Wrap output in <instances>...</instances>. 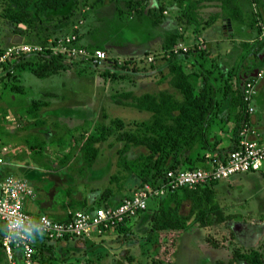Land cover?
Listing matches in <instances>:
<instances>
[{
	"label": "rangeland",
	"instance_id": "rangeland-1",
	"mask_svg": "<svg viewBox=\"0 0 264 264\" xmlns=\"http://www.w3.org/2000/svg\"><path fill=\"white\" fill-rule=\"evenodd\" d=\"M72 1L54 12H68ZM163 1L162 19L156 25L151 23L149 16L137 18L134 9L126 4L127 0H77L72 6L73 14L66 23L62 22L63 30L70 32L77 28L84 37V42L92 45L97 44V41L104 43L105 46H100L106 50L107 58L117 59L111 68L116 73L111 71L103 75V69L75 61L60 71V74L49 76H38L27 67L11 68L5 74L8 68H2L1 74L6 78L3 77L0 81V117L3 112H8L6 117L10 120L1 118L0 130L3 129L5 133L0 135L9 144V155L14 154L5 164L8 170L6 173L27 176L30 183L38 185V191L45 198L51 196L52 190L59 189L60 200L56 201L58 205L71 198H84L86 206L93 209L105 206L111 200L117 202L123 198L125 195L122 196L118 185H123L125 191H128L134 183V176H127L118 163V149L125 142L118 136L134 129L137 122L150 119L151 111L131 106L128 104L131 96L121 94L126 91L133 94L157 93L165 89L179 95L178 90L169 83V66L165 57L168 52L164 51L166 37L172 32L176 33V38L171 47L183 42L188 46L187 54L191 58L210 68V89L215 91L217 101L223 100L220 108L216 103L211 114L210 141H215L216 146L220 149L223 147L224 151L232 145L230 135L234 121L228 109L229 95L224 98L223 87L230 75L231 81L234 80L232 66L244 51L242 42L258 38L256 28L262 19L255 1L239 0L244 9L243 23L220 11L216 22L203 28L201 32V22L190 24L182 16L185 0ZM158 5L159 0H148V6ZM219 10L218 3L208 1L203 2L199 12L205 17ZM200 15L199 18H203ZM222 18H226L224 23L220 22ZM13 28L11 22L2 15L0 2V48L12 42ZM229 28L234 29L229 32ZM224 36L227 41H223ZM207 40L212 42V46L207 45ZM148 56H152V60H148ZM125 63L127 66L123 67ZM183 63L189 70L194 69L190 79L196 88L200 87L202 77L197 73L198 69L189 61ZM89 69L93 70L92 73ZM11 80L20 84L21 89L16 90L13 87L15 83ZM260 82L261 79L257 82L259 87L262 84ZM46 90H53L58 94L47 97L44 93ZM260 94L264 98V86ZM33 98L49 101L48 105L42 106L38 111L39 117L46 118V122L26 128L25 118H20L17 113ZM116 119H120L121 124H117ZM99 122L112 125L113 132L98 143L93 163L89 165L83 153L79 152L75 157L70 156V161L61 164L63 156L65 160L69 159L62 154L68 150L67 147L62 152L59 150L61 144H68L69 136L66 131L77 133L92 129ZM57 141L61 143H56ZM35 142L42 147L39 154L31 149ZM142 149L144 148L141 146H131L126 151L127 157L133 158ZM185 164L188 165V162ZM48 166L51 169H47ZM114 174L118 176L117 180H111ZM107 186L113 193L102 198V191ZM214 186L216 199L227 214V219L207 227H197L194 223L189 225L188 231L177 239L176 249L170 255L172 261L162 264H210L218 257L226 259L236 248H254L264 255L263 173H235L219 179ZM69 188L70 194H67ZM149 202L151 205V200ZM187 203L186 201L182 206L184 211ZM150 213L149 209L143 214L142 211L135 214L127 232L111 228L85 240L71 238L55 242L53 261H65L68 264H115L116 261H123V264H155L154 256L159 250L163 235L149 233ZM49 253L45 252L47 255ZM129 255L132 256L131 259L128 258ZM63 256H66L65 260L60 259ZM5 261L1 248L0 264H6Z\"/></svg>",
	"mask_w": 264,
	"mask_h": 264
},
{
	"label": "trees",
	"instance_id": "trees-1",
	"mask_svg": "<svg viewBox=\"0 0 264 264\" xmlns=\"http://www.w3.org/2000/svg\"><path fill=\"white\" fill-rule=\"evenodd\" d=\"M69 1L0 0L2 2V15L14 26L12 31L16 40L13 41H18L22 38L24 41L42 44L46 43L50 37L56 39L68 33V31L63 30V23H66L73 14L72 6L76 4L77 0L72 1L71 9L66 13L58 14L54 11L65 6ZM208 1L218 3L220 10L211 12L213 14H208L205 17L201 16L199 10L203 7V2ZM254 1L262 19L261 22L264 24V0ZM126 4L129 8L134 9V14L137 18L142 19L149 16L151 23L154 25L161 22L164 9L163 0H159L158 6H148V0H127ZM146 7L147 9L145 10ZM220 11L240 22L244 19V9L239 0H185L182 16L190 24L201 22L202 27L200 26L199 30L201 32L203 28L219 18ZM199 15L203 18H199ZM256 30L257 34H259L260 24ZM73 31L77 34L76 44L82 34L77 28H74ZM175 38L176 33L168 34L164 51L169 52L165 56L169 66V83L178 90L179 95L165 89H161L157 93L143 92L133 94L131 91H126L121 94L122 96H131V101L128 102L131 106L151 111L150 119L137 122L134 129L124 131L118 136L125 140L123 146L118 149V163L126 171L127 176H134V183L129 188V192L125 191L124 186L117 182L119 190L122 191V196L130 195L136 188L146 182H150L153 186L161 183L166 170L169 168L205 167L210 165L213 159L220 158L224 160L227 153L235 146L244 122L248 121L249 113L246 111V102L243 99V83L244 79L256 76L261 65L264 64V38L242 42L244 51L235 62V65L232 66L234 80L231 81L232 75H230L229 80L223 87L224 98L229 95L228 109L234 121L233 133H231L233 143L226 151H224L223 147L221 149L218 148L215 141L211 142L209 138L212 111L216 103L220 108L223 101L222 99L217 101L215 91L210 89V68L191 58L187 54L188 50L173 52L170 48ZM79 43L81 42L79 41ZM84 45L91 52L96 48L104 49L98 44L87 43ZM116 60V58L108 59L106 56V58L96 62H93L91 57L80 58L75 60V62L96 66L99 69H103V75H107L111 71L116 73L115 70L111 69ZM183 61H189L190 64L198 69L197 73L202 77V85L200 87L196 88L194 82L190 79L194 69L189 70ZM72 63H74V60H66L62 52L33 51L26 54L22 53L8 58L6 62L1 64L0 81L4 77L1 74L4 66L8 68L5 74H8L11 68L27 67L38 76H49L60 74V71ZM125 66H127L126 63L123 67ZM92 71L89 69V72L92 73ZM11 81L15 83L13 87L16 90L21 89L20 84L15 80ZM44 93L47 97L58 94L53 90H46ZM48 103L49 101L44 98H33L29 103L21 107L17 114L20 118H25L26 128L42 125L46 122V118L39 117L38 111L42 106L48 105ZM8 114V112H3L0 120L1 118L8 119L6 117ZM115 122L121 124L120 119H116ZM54 123L57 125V122ZM111 126L104 122H99L92 129L80 130L77 133L67 130L66 133L69 136L68 144L67 146L61 144L59 150L62 152L67 147L68 150L62 152V154L67 155L69 159L65 160L63 156L60 163L68 162L72 159L71 157H75L77 153L82 152L85 161L91 165L98 151V143L113 132ZM2 132L5 133L3 129L0 130V133ZM56 143L61 142L57 141ZM131 146H141L144 149L140 150L133 158H128L126 151ZM31 149L39 154L42 147L38 142H35L31 145ZM10 157H14V154L9 155L8 152L5 161L7 162ZM187 162L188 165L185 164ZM47 169L51 168L48 166ZM117 179V175L111 176V180ZM217 181L205 182L195 187L179 186L172 191L168 190L150 199L151 205L149 202L148 206L142 210V214L150 209L149 233L157 232V234L162 233L163 235L159 250L154 256L155 264L172 261L170 255L176 249L177 239L189 225L197 223L198 226L207 227L214 222H222L227 219V214L216 199L214 184ZM69 191L70 188L67 194H70ZM111 193H113L112 189L107 186L102 191V198L108 197ZM121 199L117 202L111 200L105 203V206H115L120 203ZM186 201L188 205L186 211H184L182 206ZM64 207L70 208L69 211L65 215L56 218L65 220L70 218L71 212L76 209L91 208L86 206V199L84 198H71L64 202ZM131 220L132 218L124 217L112 228L117 231L127 232L129 224L132 222ZM0 222H2V225H0L1 249L3 248L1 237L5 231V225L3 221L0 220ZM54 245L53 242L36 241L35 258L44 264H68L65 261H53L55 258L53 255ZM47 251L50 252L49 255L45 254ZM131 257L130 255L128 256L129 259ZM65 258L66 256L60 257L62 260H65ZM210 264H264V255L254 248H249L248 250L236 248L226 259L218 257L211 261Z\"/></svg>",
	"mask_w": 264,
	"mask_h": 264
},
{
	"label": "built area",
	"instance_id": "built-area-1",
	"mask_svg": "<svg viewBox=\"0 0 264 264\" xmlns=\"http://www.w3.org/2000/svg\"><path fill=\"white\" fill-rule=\"evenodd\" d=\"M259 24L260 33L257 39H262L264 24L260 21ZM76 37V32L72 30L56 39L50 37L44 44L24 40L13 41L0 48V66L8 58L33 51L62 52L66 60L74 61L91 57L92 61L96 62L106 58L104 49L96 48L91 52L84 44L79 43V40L75 44ZM199 39L202 41L201 37ZM170 49L173 52L186 51L188 46L178 42ZM147 59L152 60V56H148ZM263 73L264 64L261 65L256 76L247 78L243 83V99L248 113L254 110L253 96L257 81ZM251 131L249 122L245 121L235 146L227 153L224 160L213 159L211 164L205 167L169 168L161 183L153 186L150 182H146L130 195L124 196L115 206L76 209L71 212L70 218L65 220L27 209L26 202L36 195V191L26 177L14 173L0 176V220L5 225L1 243L7 264H44L35 258L36 241L54 243L64 239H86L101 235L124 217L132 218L145 209L152 197L168 190L172 191L176 187L183 185L195 187L246 171H260L264 175V138L250 136L248 133ZM9 149V144L0 135V169Z\"/></svg>",
	"mask_w": 264,
	"mask_h": 264
},
{
	"label": "crops",
	"instance_id": "crops-1",
	"mask_svg": "<svg viewBox=\"0 0 264 264\" xmlns=\"http://www.w3.org/2000/svg\"><path fill=\"white\" fill-rule=\"evenodd\" d=\"M220 22H222V19H220ZM233 29L230 28L229 29V32H231ZM248 33H250V32H248ZM11 38H12L11 41L16 40L15 35H13ZM83 38L84 37L81 36V38H80L79 41L82 44H87L88 42L87 41L84 42L83 41ZM226 39L227 38L224 36L223 41L226 40ZM20 40H23V39L20 38L18 41H20ZM212 40H217V39H212ZM207 41H209V40H207ZM95 43H97L98 45L105 46V44L104 43H101L100 41H97ZM207 45L208 46L209 45L212 46V42L209 41L207 43ZM226 48H227V46H226ZM260 79H261V82L260 83H262L261 84V87H259V84H256V92L254 93L253 101H252V103L254 104V110L251 113H249V117H248V122L250 124V128L252 129V131L249 132L248 134L250 136H252V137H258V138H261L262 137V138H264V100H263L264 98L261 97V94H260L261 91H262V88L264 86L263 85L264 84V75H262V77H260L258 80H260ZM231 133H233V129H232V132ZM231 137L232 136L230 135V138ZM228 138H229V136H228ZM5 164H6V161H4V164L2 165V168L0 169L1 176L4 175V174H6V171H8ZM248 172H253V171H248ZM241 173H243V172H241ZM25 177L28 179L27 176H25ZM28 180L30 181V179H28ZM31 184L33 185V183H31ZM33 186H34V189L36 191V195L34 197H31V198H29L27 200V202H26L27 209H29V210H31L33 212H46L47 214L51 215L52 217H61L62 215H65L66 214L67 208L64 207V202L63 203H60V205H58V203L56 202L57 200H60L59 197H58V195L60 193L59 192L60 191L59 189H54L55 191L52 190L51 196L49 198H45V196L42 197V192H39L38 191V190H40V189H38V185L35 184ZM48 193H49V191H48ZM56 203H57V205H56ZM41 210H44V211H41ZM194 224H197V223H194ZM0 225H2V222H0ZM197 227H199V226H197ZM188 229L189 228H187L186 230H183L182 233L180 234V236H182L183 233L187 232ZM65 240L68 241L69 239H64L62 241H65ZM81 240H85V239H81ZM60 241L61 240L56 241V242L58 243ZM54 244H55V242H54ZM119 263L120 264H123L124 262L123 261L122 262L116 261L115 264H119Z\"/></svg>",
	"mask_w": 264,
	"mask_h": 264
},
{
	"label": "water",
	"instance_id": "water-1",
	"mask_svg": "<svg viewBox=\"0 0 264 264\" xmlns=\"http://www.w3.org/2000/svg\"><path fill=\"white\" fill-rule=\"evenodd\" d=\"M226 21V18H222V22L224 23ZM227 21H228V24H229V26H230V20H229V18H227ZM230 29V28H229ZM120 262V261H119Z\"/></svg>",
	"mask_w": 264,
	"mask_h": 264
}]
</instances>
